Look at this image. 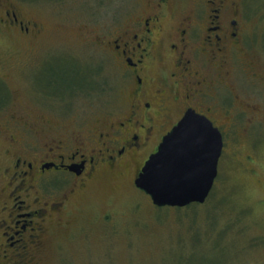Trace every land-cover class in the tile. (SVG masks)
I'll list each match as a JSON object with an SVG mask.
<instances>
[{
  "label": "rangeland",
  "instance_id": "obj_1",
  "mask_svg": "<svg viewBox=\"0 0 264 264\" xmlns=\"http://www.w3.org/2000/svg\"><path fill=\"white\" fill-rule=\"evenodd\" d=\"M8 1L43 29L34 37L0 30V168L12 114L43 119L52 132H89L125 102L118 61L98 40L114 35L149 0ZM176 2L181 14L194 0ZM241 10L247 54L264 78V0H243ZM236 62L227 93L233 107L212 114L224 144L204 203L157 206L132 185L129 171L105 172L68 204L62 226L30 264H264V81ZM56 70L61 82L54 94L44 81ZM17 124L12 132L28 143L33 133Z\"/></svg>",
  "mask_w": 264,
  "mask_h": 264
},
{
  "label": "flooded vegetation",
  "instance_id": "obj_2",
  "mask_svg": "<svg viewBox=\"0 0 264 264\" xmlns=\"http://www.w3.org/2000/svg\"><path fill=\"white\" fill-rule=\"evenodd\" d=\"M242 2L194 0L179 14L176 0H149L114 35L98 40L117 59L127 96L89 132H52L54 125L43 119L11 115L9 147L0 168V264L32 263L52 229L62 226L68 204L96 176L127 170L136 187L145 161L187 109L218 126L212 116L217 107H233L227 93L234 88L231 66L236 59L235 66L240 63L250 77L264 81L256 58L247 54ZM10 29L34 37L43 27L24 17L17 3L0 0V30ZM60 82L56 70L44 84ZM79 92L88 94L82 88ZM237 102L243 108L251 105ZM18 121L33 133L22 145L12 132Z\"/></svg>",
  "mask_w": 264,
  "mask_h": 264
},
{
  "label": "water",
  "instance_id": "obj_3",
  "mask_svg": "<svg viewBox=\"0 0 264 264\" xmlns=\"http://www.w3.org/2000/svg\"><path fill=\"white\" fill-rule=\"evenodd\" d=\"M222 147L219 127L189 108L145 161L135 186L157 206L203 203L217 176Z\"/></svg>",
  "mask_w": 264,
  "mask_h": 264
},
{
  "label": "trees",
  "instance_id": "obj_4",
  "mask_svg": "<svg viewBox=\"0 0 264 264\" xmlns=\"http://www.w3.org/2000/svg\"><path fill=\"white\" fill-rule=\"evenodd\" d=\"M211 192H212V190H211ZM210 192V193H211ZM210 195V194H209ZM204 203V202H203ZM202 203H190L189 205H187V206H191V205H193V206H196V205H201ZM36 259H37V255L35 254V258H34V261L33 262H35L36 261ZM32 262V263H33Z\"/></svg>",
  "mask_w": 264,
  "mask_h": 264
}]
</instances>
